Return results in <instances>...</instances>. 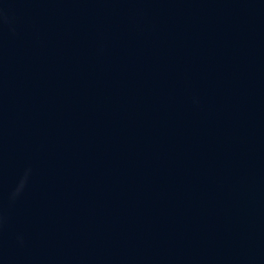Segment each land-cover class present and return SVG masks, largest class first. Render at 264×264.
Segmentation results:
<instances>
[{"label": "water", "instance_id": "95a60500", "mask_svg": "<svg viewBox=\"0 0 264 264\" xmlns=\"http://www.w3.org/2000/svg\"><path fill=\"white\" fill-rule=\"evenodd\" d=\"M0 264H264V0H0Z\"/></svg>", "mask_w": 264, "mask_h": 264}]
</instances>
